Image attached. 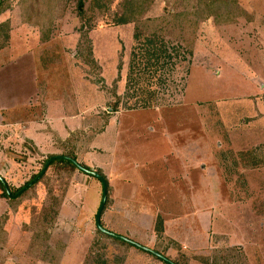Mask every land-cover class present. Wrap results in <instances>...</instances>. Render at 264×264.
I'll list each match as a JSON object with an SVG mask.
<instances>
[{"label": "rangeland", "instance_id": "374dc122", "mask_svg": "<svg viewBox=\"0 0 264 264\" xmlns=\"http://www.w3.org/2000/svg\"><path fill=\"white\" fill-rule=\"evenodd\" d=\"M26 1L0 0V72L33 61L48 116L67 117L34 133L29 107L2 112L27 125L0 134V156L18 160L7 174L0 166L10 191L68 153L106 180V231L177 264H264V0H237L231 23L196 25L191 55L179 42L150 44L146 30L135 39V23L116 26L125 0H95L107 1L103 15L87 13L92 0H42L40 26L23 21ZM150 1L148 19L194 4ZM14 81L5 92H18ZM79 86L82 104L68 112ZM2 185L1 264H164L97 234L94 177L55 165L20 198Z\"/></svg>", "mask_w": 264, "mask_h": 264}, {"label": "trees", "instance_id": "16d2710c", "mask_svg": "<svg viewBox=\"0 0 264 264\" xmlns=\"http://www.w3.org/2000/svg\"><path fill=\"white\" fill-rule=\"evenodd\" d=\"M187 1L188 2L194 1V4L191 5V7L188 11H185L183 13L165 15L161 18L148 19V18H145V16H146L147 11H148V6L151 3L150 0H125L121 3L120 11H119L118 15L115 17L114 23L116 26L124 25V24H128V23H135V26H136V28H135L136 29L135 30V32H136L135 33V39L139 40L141 35H142V31L146 30L150 36L149 41H148L150 44H155L157 40L173 41L176 43L179 42L180 44H182V47L185 48L189 52V54L190 53L192 54V47L194 46L193 45L194 31H195L194 27L196 25L204 23V22L208 21L209 19H214L216 22L222 23V24H224V23L228 24V23H231V22L239 19L238 16L240 15V13H238L239 11H237V5H236L237 0H187ZM26 2H27V5H26V8L24 9L25 18L23 21L26 23H29L30 25L32 23L33 25L36 24L37 26H40L41 24H40V22H38V20L41 18V16L39 14H40V12H42V11H40V9L42 7V0H27ZM94 2H95V0H92L90 2L87 13H90L91 15H95L96 13L98 15L105 14L106 10H108L107 4H106L107 1H106V3H104V1L103 2L101 1L102 3L99 2L100 6H98V8H96L94 6L95 5ZM83 3H84L83 0H78V5H79L80 9L83 7ZM50 4H51V2H50ZM51 5H53V3ZM6 9L0 3V15L2 13H4V11ZM48 20H50V19H48ZM1 26L2 27L0 28V50L2 48H5V46L7 45L6 44L7 38L9 36V29L7 27V24L4 23ZM47 33L42 36L43 42L47 41V39H48L49 35H47ZM172 48H173L172 50L174 52H176L175 48L174 47H172ZM163 51H165V50H163ZM187 51H186V54L188 53ZM164 54H166V53H164ZM166 59L169 60L170 57L167 56ZM64 156L75 160L74 156H72L71 154L67 153ZM52 157L53 156H49L45 159V161L43 162V168H44L45 164L47 163V161L49 159H51ZM55 165L56 166L57 165L63 166L65 169H67V171H69V173L76 171V167L73 164H71L69 161L57 160V161L52 162L49 165V167H52ZM72 168H73V171H72ZM42 169H41V171H42ZM85 169H87V168H85ZM40 172L38 174L32 176L28 182H26L23 186H21L17 190L11 192L10 188L8 187V191L13 196L16 195L19 191H21L27 185H29L40 174ZM45 174H46V172H45ZM45 174L42 176V178L38 182L42 181V179L45 177ZM1 181H3V179L0 178V185L3 184ZM35 185L36 184L29 187L25 192H23V194H26L28 192V190H31V188H33ZM3 189H4V187H3ZM3 196L8 197L5 193V190H3ZM19 198H20V196H19ZM107 204H108V189H107L106 205ZM101 226L103 227L102 224H101ZM96 232H97V234H99L103 238L109 239L112 242H115V243H117L123 247L131 248V246L127 245L124 242L118 241L116 239L110 238V237L102 234L97 229H96ZM157 253H159V252H157ZM160 255H162V254H160ZM162 256H164V255H162ZM153 258H155V257H153ZM155 259H157V258H155ZM173 263L177 264L175 262H173ZM0 264H1V262H0Z\"/></svg>", "mask_w": 264, "mask_h": 264}, {"label": "crops", "instance_id": "0c3cea01", "mask_svg": "<svg viewBox=\"0 0 264 264\" xmlns=\"http://www.w3.org/2000/svg\"><path fill=\"white\" fill-rule=\"evenodd\" d=\"M12 79L15 80L14 85L17 83L18 92H16V94H14V91L12 89L9 90L10 91L9 93L8 91L5 92V90H7L6 88L7 81H11ZM77 90H79V92H77ZM25 93H28L30 95V99L33 100H29L26 101L24 104H21L20 97L22 96V94ZM75 93L76 94L73 96V98H69L70 99L69 101L71 102H63L62 107H65L67 105L65 108L68 110V112H72L75 108H77V106L80 107L82 104L81 102L82 93L80 90V86L76 88ZM12 96H17V100L14 102L13 101L7 102L6 104L0 106V134L11 133V135L14 136V133H16L18 130H26L27 125L29 126L28 131L37 133L38 131L43 129L45 124L54 125L57 123L56 119H61V121L64 122V119L67 117L64 114V111H63V116L59 118L48 116V108H47L48 106L42 104L43 100L41 99L39 94L37 77H36V66L33 61L30 67L28 66L22 67L20 65H18V67L12 66V68H7L6 70L0 72V99L7 98L10 101V98ZM28 107H29L28 109L29 119H27L28 123L25 127L23 126L25 125L24 122L14 123L12 125L7 124V122H5V117L2 112H8V111L14 112L17 111L19 108H28ZM91 108L93 109L94 107ZM42 115L44 116V119H42L41 117ZM69 119L73 121L74 117H70ZM13 128L14 130H12ZM4 142L5 141H3L2 144H4ZM0 147H1V143H0ZM11 154L13 160H9ZM16 158L17 156L14 154V152L9 150H8V154L5 155V158L0 156V166L6 168V174L13 169L14 166L13 161L15 160L16 162H18ZM2 167L0 168L1 179H2V172H1Z\"/></svg>", "mask_w": 264, "mask_h": 264}, {"label": "water", "instance_id": "95a60500", "mask_svg": "<svg viewBox=\"0 0 264 264\" xmlns=\"http://www.w3.org/2000/svg\"><path fill=\"white\" fill-rule=\"evenodd\" d=\"M57 160H64V161H69L71 164H73L76 169L90 177H94L95 179H97L100 184H101V201H100V204H99V207L97 209V212H96V215H95V227L98 231H100L102 234L110 237V238H113V239H116L118 241H121V242H124L126 243L127 245L135 248V249H138L142 252H145L157 259H159L161 262H163L164 264H174L172 261H170L169 259L165 258L164 256L160 255L159 253L153 251V250H150L148 248H145L143 246H140L139 244L131 241V240H128L126 238H123V237H120L118 235H115L113 233H110L108 231H106L102 226H101V214L104 210V207H105V204H106V199H107V183H106V180L104 177L100 176L99 174H97L96 172L92 171V170H88V169H85L84 167H82L81 165H79L76 161L66 157V156H54L52 157L51 159H49L47 161V163L45 164L44 168L42 169V171L40 172V174L29 184L27 185L24 189H22L21 191H19L15 196H11L10 195V192L8 191V186L5 184L4 181H1L3 183V186H4V189L6 191V194L11 197V198H17L18 196H20L23 192H25L29 187H31L32 185L36 184L41 178L42 176L45 174L46 170L48 169L49 165L54 162V161H57Z\"/></svg>", "mask_w": 264, "mask_h": 264}, {"label": "flooded vegetation", "instance_id": "af4514ba", "mask_svg": "<svg viewBox=\"0 0 264 264\" xmlns=\"http://www.w3.org/2000/svg\"><path fill=\"white\" fill-rule=\"evenodd\" d=\"M10 195L13 196L11 193H10ZM14 196H15V195H14ZM9 198H10V199H13V198H11V197H9Z\"/></svg>", "mask_w": 264, "mask_h": 264}]
</instances>
